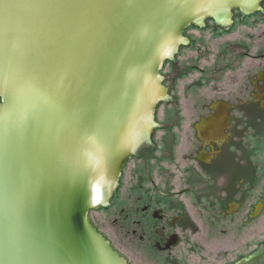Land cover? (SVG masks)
Returning a JSON list of instances; mask_svg holds the SVG:
<instances>
[{"label": "water", "instance_id": "95a60500", "mask_svg": "<svg viewBox=\"0 0 264 264\" xmlns=\"http://www.w3.org/2000/svg\"><path fill=\"white\" fill-rule=\"evenodd\" d=\"M262 5L0 0V264H128L90 220L94 183L113 187L168 88Z\"/></svg>", "mask_w": 264, "mask_h": 264}, {"label": "flooded vegetation", "instance_id": "af4514ba", "mask_svg": "<svg viewBox=\"0 0 264 264\" xmlns=\"http://www.w3.org/2000/svg\"><path fill=\"white\" fill-rule=\"evenodd\" d=\"M253 78L247 98L241 93L235 102L211 100L196 114L179 108L167 113L126 159L113 187H102L103 201L89 210L90 220L128 264L104 226L120 245L129 239L140 247L145 264H181L184 245L187 252L197 244L214 247L215 255L226 257L228 240L214 246L213 232L226 237L235 220L239 230L260 229L255 222L264 215V65ZM263 255L258 242L252 254L238 257L251 262Z\"/></svg>", "mask_w": 264, "mask_h": 264}, {"label": "rangeland", "instance_id": "374dc122", "mask_svg": "<svg viewBox=\"0 0 264 264\" xmlns=\"http://www.w3.org/2000/svg\"><path fill=\"white\" fill-rule=\"evenodd\" d=\"M245 52L249 55L264 54V5L202 50L168 88L166 97L156 104L155 126L164 119L167 113L176 112L178 108L184 114H196L203 112L201 106L211 100L228 99L230 102H235V98L241 93L244 98H247L249 91L252 90L249 80H254V73L264 65V57L252 58L245 56ZM260 154L262 153H257V155ZM261 168L263 172L264 167ZM263 178L261 183L264 182ZM125 184H127V179H125ZM263 190L264 187L261 186V191ZM92 214L94 215V212ZM258 221L255 225L260 228L259 232L252 233L254 225L246 226L243 231L237 229L238 220L229 221L226 237H216V233L213 232L214 246L218 245L221 240L222 244L224 239L228 240L226 248H223L228 251L226 257L215 255V250L217 252L219 250L214 247L206 248L197 244L195 249L192 248L194 251L187 252L185 249L187 245H184L179 254L181 264H235V261H238L237 264H264V255L259 260L251 262L243 261L241 257H238L239 254H252L258 242L264 245V215ZM103 228L116 241V245L129 256L133 264H145L141 248L134 249L132 240L128 239L120 245L113 236V232L105 226ZM254 233L258 236L253 235ZM205 236V232L198 233V239L204 240Z\"/></svg>", "mask_w": 264, "mask_h": 264}, {"label": "bare ground", "instance_id": "6f19581e", "mask_svg": "<svg viewBox=\"0 0 264 264\" xmlns=\"http://www.w3.org/2000/svg\"><path fill=\"white\" fill-rule=\"evenodd\" d=\"M147 114V113H146ZM146 114L143 116V118L134 126V128L126 135V137L119 143L121 144V148H129L133 142H134V137L133 134L135 132V130L140 126V124L142 122H144L147 118H146ZM137 132V131H136ZM136 134V133H135ZM101 176L98 178L100 179ZM101 182H99V180L97 182L94 183V186H93V199H94V202H97V201H100L99 199L102 198V187L101 185L99 184Z\"/></svg>", "mask_w": 264, "mask_h": 264}, {"label": "crops", "instance_id": "0c3cea01", "mask_svg": "<svg viewBox=\"0 0 264 264\" xmlns=\"http://www.w3.org/2000/svg\"><path fill=\"white\" fill-rule=\"evenodd\" d=\"M211 106L214 108V107H218V106H219V104H218V103H214V102H213Z\"/></svg>", "mask_w": 264, "mask_h": 264}]
</instances>
